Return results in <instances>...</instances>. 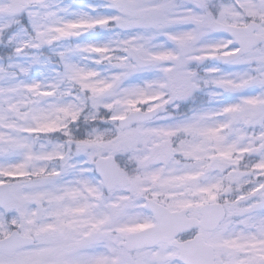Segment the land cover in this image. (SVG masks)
<instances>
[{"label": "snow or ice", "instance_id": "1", "mask_svg": "<svg viewBox=\"0 0 264 264\" xmlns=\"http://www.w3.org/2000/svg\"><path fill=\"white\" fill-rule=\"evenodd\" d=\"M0 264H264V0H0Z\"/></svg>", "mask_w": 264, "mask_h": 264}]
</instances>
